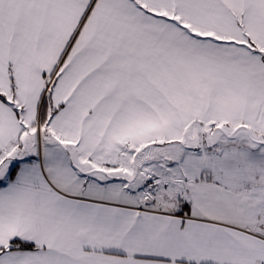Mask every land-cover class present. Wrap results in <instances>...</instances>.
Segmentation results:
<instances>
[{"label": "snow or ice", "instance_id": "snow-or-ice-1", "mask_svg": "<svg viewBox=\"0 0 264 264\" xmlns=\"http://www.w3.org/2000/svg\"><path fill=\"white\" fill-rule=\"evenodd\" d=\"M0 264H264V0H0Z\"/></svg>", "mask_w": 264, "mask_h": 264}]
</instances>
